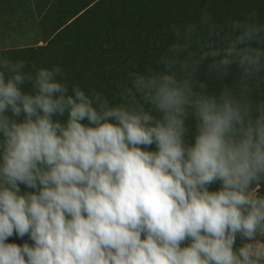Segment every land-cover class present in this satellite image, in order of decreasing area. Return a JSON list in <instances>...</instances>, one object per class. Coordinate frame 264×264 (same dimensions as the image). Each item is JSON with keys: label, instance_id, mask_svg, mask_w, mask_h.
Here are the masks:
<instances>
[{"label": "clouds", "instance_id": "9594fccd", "mask_svg": "<svg viewBox=\"0 0 264 264\" xmlns=\"http://www.w3.org/2000/svg\"><path fill=\"white\" fill-rule=\"evenodd\" d=\"M165 38L115 103L0 55V264H264V22Z\"/></svg>", "mask_w": 264, "mask_h": 264}, {"label": "rangeland", "instance_id": "374dc122", "mask_svg": "<svg viewBox=\"0 0 264 264\" xmlns=\"http://www.w3.org/2000/svg\"><path fill=\"white\" fill-rule=\"evenodd\" d=\"M205 10L221 22L255 11L264 22V0H0V55L59 65L70 85L115 103L130 70L154 65L167 27Z\"/></svg>", "mask_w": 264, "mask_h": 264}]
</instances>
